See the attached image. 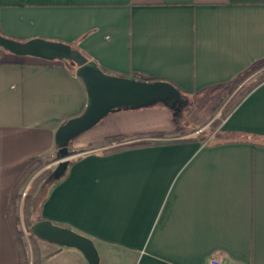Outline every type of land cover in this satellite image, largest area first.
<instances>
[{
	"label": "crops",
	"instance_id": "0c3cea01",
	"mask_svg": "<svg viewBox=\"0 0 264 264\" xmlns=\"http://www.w3.org/2000/svg\"><path fill=\"white\" fill-rule=\"evenodd\" d=\"M0 34L68 44L104 72L186 95L264 68V0H0ZM86 99L70 63L0 47V264H18L9 211L25 166L55 153L57 127ZM176 116L161 103L117 108L77 136L111 143L71 160L36 221L92 239L100 264H264V79L203 141L181 136ZM31 241L35 264H72L67 253L87 264L75 248Z\"/></svg>",
	"mask_w": 264,
	"mask_h": 264
},
{
	"label": "water",
	"instance_id": "95a60500",
	"mask_svg": "<svg viewBox=\"0 0 264 264\" xmlns=\"http://www.w3.org/2000/svg\"><path fill=\"white\" fill-rule=\"evenodd\" d=\"M0 47L16 55L69 62L84 85L87 97L84 109L60 124L55 131L57 156L61 158L52 171L53 181L61 178L67 170L70 141L91 129L112 110L161 103L177 112L185 103L180 90L173 84L165 80L149 82L109 74L68 44L40 38L19 41L0 34ZM177 102L180 103L177 105ZM30 231L41 239L79 250L87 264H100L94 242L83 234L47 219L33 222Z\"/></svg>",
	"mask_w": 264,
	"mask_h": 264
},
{
	"label": "rangeland",
	"instance_id": "374dc122",
	"mask_svg": "<svg viewBox=\"0 0 264 264\" xmlns=\"http://www.w3.org/2000/svg\"><path fill=\"white\" fill-rule=\"evenodd\" d=\"M263 79L264 68L253 72L244 82L228 89L214 88L192 95L181 94L185 103L180 110L177 111L178 116H176V119L180 121L182 128V134L180 135L187 136L188 134L194 133L193 135L200 140H205L212 129L220 124L224 113L227 110L228 104L230 101L232 102L233 96L239 95L245 88L255 86ZM79 139L75 138L68 144L69 155L67 156V159L72 160L74 157L79 156L88 150L105 151L104 148L107 146L106 144L111 143V141H102L101 143L89 142L86 144H80L78 142ZM120 140L121 139H117L118 142H120ZM56 151L51 155L39 156L28 162V164L33 165L34 168L23 182L21 188L22 201L17 212V228L22 232V238L26 245L30 260L32 258L33 244L31 241L29 226H26L25 220L27 217H29L30 220L37 218L40 202L52 181V171L56 167L57 161L61 158L56 156ZM29 203H32V210L28 215ZM61 249L69 251L65 250L69 248L61 247ZM61 256L65 258L67 257L72 264L77 263L76 258H74L72 254L67 253Z\"/></svg>",
	"mask_w": 264,
	"mask_h": 264
},
{
	"label": "trees",
	"instance_id": "16d2710c",
	"mask_svg": "<svg viewBox=\"0 0 264 264\" xmlns=\"http://www.w3.org/2000/svg\"><path fill=\"white\" fill-rule=\"evenodd\" d=\"M66 63L69 64V62H66ZM137 78H139L141 80L149 81V82L159 80V79H153V78H148V77H143V76H137ZM165 81H167V80H165ZM167 82L171 83L170 81H167ZM171 84H173V83H171ZM253 87L250 86L249 88H245L239 95L233 96L232 102L230 101V103L228 104L227 110L225 111L223 118H225L229 114V112L237 105V103ZM181 94H183V93H181ZM65 121H63V122H65ZM118 138H121V137H114V139H118ZM143 143H146V142H143ZM135 144L136 143H132V144H129V145H135ZM129 145H120V146L114 147L112 149L113 150L120 149V148L127 147ZM68 155H69V152H68ZM58 157H61V156L58 155ZM70 163H71V160H69V164ZM33 168H34L33 165L28 164L26 166V168L24 169V171H23V175H22V179L21 180H25L27 178V176L31 173V171L33 170ZM15 198H16V195L13 193L11 195V204H10V211H9L10 214H9V216H10V220H11V227H12V230H13L15 242H16L17 249H18V264H29L30 259H29V256H28V253H27V250H26V245H25L24 240L22 238V232L17 228V225H18V217H17V209L15 207V200H16ZM31 210H32V203H29L28 215L30 214ZM38 211H39V209H38ZM35 221H36V219L30 220L29 217H27V219L25 220L26 226H29L30 227L31 224L33 222H35ZM31 264H35V258L34 257H32Z\"/></svg>",
	"mask_w": 264,
	"mask_h": 264
},
{
	"label": "built area",
	"instance_id": "2783aa9c",
	"mask_svg": "<svg viewBox=\"0 0 264 264\" xmlns=\"http://www.w3.org/2000/svg\"><path fill=\"white\" fill-rule=\"evenodd\" d=\"M206 264H230V263L220 257L211 256L207 259Z\"/></svg>",
	"mask_w": 264,
	"mask_h": 264
},
{
	"label": "flooded vegetation",
	"instance_id": "af4514ba",
	"mask_svg": "<svg viewBox=\"0 0 264 264\" xmlns=\"http://www.w3.org/2000/svg\"><path fill=\"white\" fill-rule=\"evenodd\" d=\"M180 102H177V105L179 104Z\"/></svg>",
	"mask_w": 264,
	"mask_h": 264
}]
</instances>
